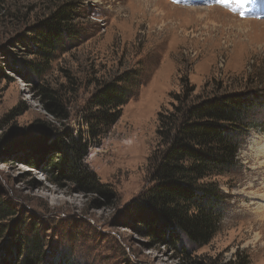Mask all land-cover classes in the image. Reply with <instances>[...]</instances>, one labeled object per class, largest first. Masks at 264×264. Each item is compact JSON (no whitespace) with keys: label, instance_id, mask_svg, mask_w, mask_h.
Instances as JSON below:
<instances>
[{"label":"rangeland","instance_id":"obj_1","mask_svg":"<svg viewBox=\"0 0 264 264\" xmlns=\"http://www.w3.org/2000/svg\"><path fill=\"white\" fill-rule=\"evenodd\" d=\"M63 1L76 5L77 32L48 62L36 31ZM187 1L9 0L0 12V208L12 211L0 218V264L25 260L30 237L43 246L30 264H264V104L252 110L257 123L242 137L237 167L217 178L226 208L207 244L154 239L125 209L147 185L158 113L183 79L198 92L264 95V10L252 13L255 0L242 9ZM131 68L140 71L138 94L85 158L110 193L78 192L47 166L56 138L84 129L95 85ZM42 86L63 98L68 119L46 108Z\"/></svg>","mask_w":264,"mask_h":264},{"label":"trees","instance_id":"obj_2","mask_svg":"<svg viewBox=\"0 0 264 264\" xmlns=\"http://www.w3.org/2000/svg\"><path fill=\"white\" fill-rule=\"evenodd\" d=\"M8 1L0 0V12ZM75 6L63 1L39 22L44 28L36 31L37 54L48 60L61 43L76 34ZM30 63L34 74L43 73V67ZM139 80V69L131 68L95 85L82 107L80 122L84 129L76 134L67 129L56 138L57 156L52 155L47 166L58 172L57 178L69 180L78 192L109 195V184L100 181L85 158L89 145L101 141L121 118L124 106L138 94ZM56 93L42 86L46 108L56 114L61 110L62 118L68 119L63 98ZM171 98V107L158 113L157 141L148 160L147 185L125 209L138 232L173 243L186 238L195 245H205L217 232L226 208L227 195L217 178L237 167L242 137L257 123L252 110L264 104V95L257 90L198 92L185 78ZM31 162L36 164L35 157ZM11 212L1 207L0 218ZM26 247L27 257L20 264L41 259L40 241L30 237Z\"/></svg>","mask_w":264,"mask_h":264},{"label":"bare ground","instance_id":"obj_3","mask_svg":"<svg viewBox=\"0 0 264 264\" xmlns=\"http://www.w3.org/2000/svg\"><path fill=\"white\" fill-rule=\"evenodd\" d=\"M183 1H187V0H183ZM193 0H189V1H187L188 3L189 2H192ZM209 1V0H208ZM231 1H236V2H232V3H234V4H236L237 5V7H240L241 9L242 8H244L245 7V5H247V2L249 1V0H231ZM230 1V2H231ZM261 1V2H260ZM199 2H201V1H199ZM253 2H254V0H253ZM231 4V3H230ZM235 5V6H236ZM233 7V6H232ZM240 8H239V10H240ZM261 8L264 10V0H255V5H254V3L252 4V13H254V14H256V13H258V11L260 12V10H261ZM263 196H264V194H262ZM264 198V197H263Z\"/></svg>","mask_w":264,"mask_h":264}]
</instances>
